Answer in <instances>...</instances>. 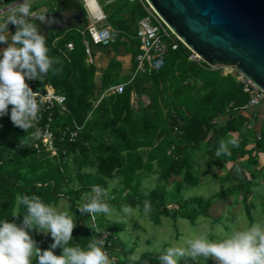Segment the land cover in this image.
I'll list each match as a JSON object with an SVG mask.
<instances>
[{
	"label": "trees",
	"instance_id": "obj_1",
	"mask_svg": "<svg viewBox=\"0 0 264 264\" xmlns=\"http://www.w3.org/2000/svg\"><path fill=\"white\" fill-rule=\"evenodd\" d=\"M114 4L111 11H106L107 21L119 31V38L109 47L94 48L105 53L110 50L117 54L121 49L131 53L134 64L129 75L123 77L122 63L112 58L97 78L98 67L94 61H87L85 45L67 38L66 32H52L45 36L49 56L59 61L54 65L58 72L50 70L43 81H26L33 91L51 85L65 97V110L55 106L46 113L52 114L57 155L43 149L40 137L29 135L22 142L35 127L29 133L16 127L10 117L12 106L8 115L0 117V220L22 224V205L18 212L21 216H12L18 194H35L53 205L64 199L77 225L72 245L86 248L94 236L101 239L103 232H109L105 250L116 258V264H160L157 257L165 248L145 252L138 260L129 259L133 249H127L118 237L125 227L110 224L104 214H97L93 221L90 213H81L78 207L87 202L92 186L99 185L108 190L106 202L120 210L122 205L129 204L134 208L139 205L143 211L144 201H150L152 211L147 215L154 225H160L162 218H182L194 224L198 216H209L218 198L232 193L247 200L250 180L240 168L218 178L222 184H235L208 199L183 200L175 196L201 184L199 158L207 159L210 167L223 170L222 166L246 154L247 144L237 143L235 147L229 144L228 154L215 155L219 141L230 140L231 132L236 131V116L250 98L236 73H224L205 62L190 60L191 50L172 33L177 48L172 49L171 40L165 39L168 49L164 66L151 74L138 73L130 81L136 69L135 58L141 53L137 24L146 12L141 2L117 0ZM67 7L83 9L74 0L60 6L63 10ZM84 24L88 26L86 20ZM70 43L73 49H69ZM123 78L126 80L122 81ZM123 83V93L107 92ZM133 96L137 98V107ZM142 97L149 100L147 105ZM225 117L228 119L224 122ZM76 126H82V130L75 140H60L64 129L74 130ZM256 147L264 150L263 136ZM148 176H157L159 181L150 192L142 187V180ZM114 179H118V185L109 194V181ZM168 185L173 188L168 189ZM29 234L41 250H48L54 243L50 233L35 230ZM53 251L62 254L60 247Z\"/></svg>",
	"mask_w": 264,
	"mask_h": 264
},
{
	"label": "clouds",
	"instance_id": "obj_2",
	"mask_svg": "<svg viewBox=\"0 0 264 264\" xmlns=\"http://www.w3.org/2000/svg\"><path fill=\"white\" fill-rule=\"evenodd\" d=\"M10 14L0 22V44L8 47L0 50V117L9 114L13 124L29 133L35 127L41 105L46 97L39 91H33L26 81L42 80L59 61L49 56L47 38L38 25L25 17L35 16L30 0L22 3L15 0ZM3 13H0L2 16ZM41 23H56L46 16L38 17ZM16 25L17 30L11 35L9 43L8 26ZM39 138L40 129L29 133L22 142L29 138ZM229 144L237 146L235 139L219 141L215 155L220 157L229 153ZM239 171V169L237 170ZM108 190L93 185L87 194V202L81 204V213H90L96 220L97 214L111 217L114 208L106 202ZM16 210L13 217L19 218V208L25 209L22 224L0 220V264H116V258L110 257L105 250V241L94 236L86 248L72 245L73 230L76 223L73 214L48 204L38 195L18 194L15 199ZM135 208L129 204L121 206V219L135 214ZM143 211L147 215L152 211L151 202L144 201ZM38 230L50 233L54 243L48 250H41L37 241L29 234ZM98 231V229H97ZM62 248V254L56 255L54 249ZM213 258L218 264H264V222L252 223L249 227L233 231L226 238L211 240L200 234L187 241V247L170 246L164 249L157 259L160 264H180L185 257Z\"/></svg>",
	"mask_w": 264,
	"mask_h": 264
},
{
	"label": "rangeland",
	"instance_id": "obj_3",
	"mask_svg": "<svg viewBox=\"0 0 264 264\" xmlns=\"http://www.w3.org/2000/svg\"><path fill=\"white\" fill-rule=\"evenodd\" d=\"M82 2V0H79ZM31 10H35L37 14L43 15L48 9H52L56 4V0H31ZM99 5L103 10L107 11L114 8L113 1L100 0ZM82 29H85V24L75 28L68 29L66 32L67 38H71L75 42L81 41L84 44V38L81 34ZM89 39L88 35L86 36ZM227 71L236 73L237 69L231 67ZM122 81L126 79H121ZM147 104V97H142ZM133 101L137 98L133 96ZM197 167L200 169L201 184L194 188H188L175 197L183 200H188L193 197H203L208 199L212 195L226 191L231 188L229 184L220 183L214 179L213 175L218 174L216 167L208 165L207 159L199 158ZM157 176H148L142 180V187L147 192L153 191L158 186ZM118 185V179L109 181V194L114 186ZM173 188L168 185V189ZM264 195L253 196L251 200H242L238 194L227 196L223 199L218 198L209 211V216L200 215L195 220L194 224L187 219L179 218L176 221L170 218H162L160 225H154L148 215L139 208L135 214L127 216L123 219L121 210L113 206L114 212L111 217L105 215L107 222L110 224H122L124 230L118 234L122 242L127 244V249H133L128 255L129 259L138 260L145 252H160L164 248L170 246L187 247V241L197 235H207L211 240L226 238L229 234L236 230H242L249 227L252 223L264 222ZM61 210L70 212L66 200L61 199L56 205ZM172 209V205L170 206ZM43 233V232H41ZM47 234V233H43ZM208 259L210 261H208ZM180 264H218L213 258L204 257H185Z\"/></svg>",
	"mask_w": 264,
	"mask_h": 264
},
{
	"label": "water",
	"instance_id": "obj_4",
	"mask_svg": "<svg viewBox=\"0 0 264 264\" xmlns=\"http://www.w3.org/2000/svg\"><path fill=\"white\" fill-rule=\"evenodd\" d=\"M171 32L209 66L235 67L264 91V0H147ZM59 21L84 17L67 9L46 15Z\"/></svg>",
	"mask_w": 264,
	"mask_h": 264
},
{
	"label": "built area",
	"instance_id": "obj_5",
	"mask_svg": "<svg viewBox=\"0 0 264 264\" xmlns=\"http://www.w3.org/2000/svg\"><path fill=\"white\" fill-rule=\"evenodd\" d=\"M11 0H0V22L6 18L4 14V7ZM96 0V8L89 5L88 0H83V6L87 18L89 20V26L86 30L85 36L88 35L89 39H84L85 52L88 57L89 62H93V48L94 47H109L117 41L119 38V31L104 26L106 21V15L103 13L99 2ZM132 2H141L146 15L138 21V28L136 38L140 42L141 53L135 58L136 69L131 76L130 81H132L138 73L151 74L152 72H158L164 66V60L168 49V44L165 39L171 40L172 49L177 48V44L171 38V30L168 28L163 19L154 10V8L148 3L147 0H130ZM25 19H38L37 16L25 17ZM18 27L16 25L9 24L8 29ZM173 34V33H172ZM174 35V34H173ZM178 38V37H177ZM179 39V38H178ZM180 40V39H179ZM69 49H73V44L68 45ZM190 56V60L197 62H204L199 55L194 53ZM212 69L220 68L224 73H231V67L225 66H210ZM233 72V71H232ZM237 79L244 85L243 90L249 94L248 106H257L261 102H264V91L258 88L252 81L242 76L238 71H236ZM125 84H119L110 87L107 92L110 93H123ZM39 92L46 97L45 102L41 105L40 113L38 119L35 121V129H40L41 143L45 151L49 152L52 156L57 155L59 149L55 144V134L52 131L51 121L52 114L46 115L55 106L62 107L65 110L64 103L65 97L57 93V91L51 86H45L44 90H39ZM82 130V126H76L74 130L66 128L62 131L60 140L63 141L68 138L70 141L75 140L78 137L79 131ZM259 140L262 136L258 137ZM109 232H103L101 239L105 241V246L107 245V240L109 238Z\"/></svg>",
	"mask_w": 264,
	"mask_h": 264
},
{
	"label": "crops",
	"instance_id": "obj_6",
	"mask_svg": "<svg viewBox=\"0 0 264 264\" xmlns=\"http://www.w3.org/2000/svg\"><path fill=\"white\" fill-rule=\"evenodd\" d=\"M31 1V0H30ZM68 0H56L55 6L53 8L46 10L43 12V15L46 16L48 14L55 13L57 11H63L62 8H60L61 5H64ZM74 1H79V0H74ZM110 1H117V0H110ZM18 2L22 3L23 0H18ZM82 4V10H77V11H83L84 17L75 20L73 18L70 19H65V21H59L61 24H72L68 26L67 28H62L60 30L53 29L52 27H47L45 25H42V23L39 21V19H26L29 20L33 23H36L41 31L42 34L47 35L52 32H58L60 34H63L64 32H68V29L70 28H75L79 25H83L85 23V20L88 22L89 26V20L87 18L85 8L83 6V0L82 2L79 1ZM132 2V1H131ZM15 3V0H11L7 5H5L4 9V14L9 15L10 14V9L12 8V5ZM99 3V2H98ZM101 7V6H100ZM67 9H75V8H69L67 7L64 10ZM103 13L107 17V13L103 8L101 7ZM32 12L35 13V16L39 17L40 14H37L35 10H32ZM104 26L111 27L108 24L107 18L105 23L103 24ZM87 27L81 31V34L84 37V34L86 33ZM112 28V27H111ZM138 28V24H137ZM17 30V27H14L12 29H8L7 35L9 36V43H11V35L15 33ZM73 44V43H72ZM8 47V44H0V50H3ZM93 61L98 67L97 71V78L100 79L102 73L105 71L108 62L112 58H116L117 61L122 63V69H123V77L125 75H129L132 70H133V61H134V56L125 51L124 49H121L117 54L113 53L112 51L108 50L106 53L103 51H98V49L94 48L93 49ZM88 61V57H87ZM89 62V61H88ZM98 80V79H97ZM146 105L147 103L142 100ZM135 107H137V101L134 102ZM237 118L235 119L236 122L234 123V128L236 131L231 132L230 138L235 139L239 146H243L244 143H246L245 147V155L241 158H239L236 162H229L222 166L224 168L223 170L217 169L218 174H214L213 177L214 179H218L220 177L226 176L227 173L234 174L235 170H238L239 168L243 170V172L246 173L247 177L250 180L249 186L251 187L249 192H248V200H251L253 196L256 195H264V150H259L256 147V143L259 142L260 140L258 139L259 136L264 137V102H261L257 106H246L242 110L239 111V113L236 116ZM228 119V117L224 118V122ZM214 167V166H213ZM218 175V176H217ZM235 184V181H232L229 185ZM228 196H233L231 193ZM238 196L243 200V197L241 194H238ZM227 197V196H226ZM264 200V198H263Z\"/></svg>",
	"mask_w": 264,
	"mask_h": 264
},
{
	"label": "bare ground",
	"instance_id": "obj_7",
	"mask_svg": "<svg viewBox=\"0 0 264 264\" xmlns=\"http://www.w3.org/2000/svg\"><path fill=\"white\" fill-rule=\"evenodd\" d=\"M88 3H89V5L92 6L93 8H96V5H97L96 0H88Z\"/></svg>",
	"mask_w": 264,
	"mask_h": 264
}]
</instances>
